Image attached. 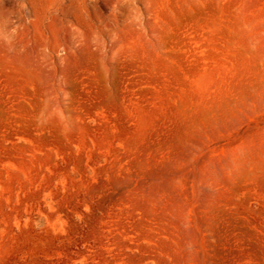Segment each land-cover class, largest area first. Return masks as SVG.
Wrapping results in <instances>:
<instances>
[{
	"label": "rangeland",
	"instance_id": "rangeland-1",
	"mask_svg": "<svg viewBox=\"0 0 264 264\" xmlns=\"http://www.w3.org/2000/svg\"><path fill=\"white\" fill-rule=\"evenodd\" d=\"M0 264H264V0H0Z\"/></svg>",
	"mask_w": 264,
	"mask_h": 264
}]
</instances>
